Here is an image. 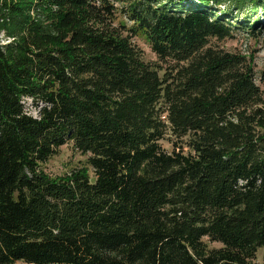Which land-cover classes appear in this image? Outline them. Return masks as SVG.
Listing matches in <instances>:
<instances>
[{
    "label": "trees",
    "instance_id": "trees-1",
    "mask_svg": "<svg viewBox=\"0 0 264 264\" xmlns=\"http://www.w3.org/2000/svg\"><path fill=\"white\" fill-rule=\"evenodd\" d=\"M237 32L264 0H0V264L255 262L264 66L212 44ZM67 145L84 167L45 172Z\"/></svg>",
    "mask_w": 264,
    "mask_h": 264
},
{
    "label": "rangeland",
    "instance_id": "rangeland-1",
    "mask_svg": "<svg viewBox=\"0 0 264 264\" xmlns=\"http://www.w3.org/2000/svg\"><path fill=\"white\" fill-rule=\"evenodd\" d=\"M115 7L120 10V8H123L124 5L119 2H115ZM250 12L251 10L250 8H248L246 9L244 15L248 16ZM244 15H241V17ZM120 22L126 24L127 30L132 26L131 23L127 21L122 15H118L115 25L118 26ZM124 34L126 35L127 33ZM132 43L136 48L141 50L142 57L145 62L151 64L158 63L157 57L152 53L150 47L143 39V37H133ZM212 44L214 46L220 47L221 49H224L227 52L244 56L247 60L252 59L255 72L257 74L260 73L264 66V33H255L252 36L243 32H237L234 38L231 40L228 39L220 42L213 40ZM23 106L24 111L28 115L35 118L38 117V108L32 102H30V100L23 99ZM163 145L166 148H169L167 142H164ZM84 162L85 158L80 156L76 151H73L70 145H67L61 148L58 154L43 166V170L52 176H58L63 173L69 172L73 168L84 167ZM220 247L221 246L219 244L210 245V248ZM263 256L264 250L258 249L255 262L253 261L249 264H262Z\"/></svg>",
    "mask_w": 264,
    "mask_h": 264
}]
</instances>
